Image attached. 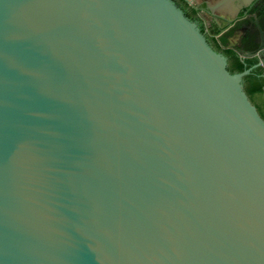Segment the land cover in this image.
Listing matches in <instances>:
<instances>
[{
	"label": "water",
	"instance_id": "1",
	"mask_svg": "<svg viewBox=\"0 0 264 264\" xmlns=\"http://www.w3.org/2000/svg\"><path fill=\"white\" fill-rule=\"evenodd\" d=\"M173 0H0V264H264V119Z\"/></svg>",
	"mask_w": 264,
	"mask_h": 264
},
{
	"label": "flooded vegetation",
	"instance_id": "2",
	"mask_svg": "<svg viewBox=\"0 0 264 264\" xmlns=\"http://www.w3.org/2000/svg\"><path fill=\"white\" fill-rule=\"evenodd\" d=\"M173 1L197 25L209 45L226 57L227 66L237 55L245 64L255 60L246 68L249 72L259 67L264 70V0Z\"/></svg>",
	"mask_w": 264,
	"mask_h": 264
},
{
	"label": "trees",
	"instance_id": "3",
	"mask_svg": "<svg viewBox=\"0 0 264 264\" xmlns=\"http://www.w3.org/2000/svg\"><path fill=\"white\" fill-rule=\"evenodd\" d=\"M227 52L230 53L231 51L228 50ZM233 58V63L227 66V69L232 73L241 72L249 67L251 63L255 62V60H246L247 63L245 64V61H243L237 55H235ZM263 72L264 70L261 67H259L257 70H252L244 76L242 84L248 98L256 106L258 113L264 119Z\"/></svg>",
	"mask_w": 264,
	"mask_h": 264
}]
</instances>
